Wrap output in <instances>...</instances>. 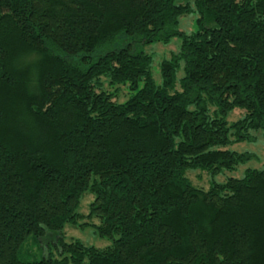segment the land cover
I'll list each match as a JSON object with an SVG mask.
<instances>
[{"label":"trees","instance_id":"1","mask_svg":"<svg viewBox=\"0 0 264 264\" xmlns=\"http://www.w3.org/2000/svg\"><path fill=\"white\" fill-rule=\"evenodd\" d=\"M174 36L158 82L133 43ZM260 131L264 0H0V264H264V166L215 180ZM68 223L112 243L23 258Z\"/></svg>","mask_w":264,"mask_h":264},{"label":"rangeland","instance_id":"2","mask_svg":"<svg viewBox=\"0 0 264 264\" xmlns=\"http://www.w3.org/2000/svg\"><path fill=\"white\" fill-rule=\"evenodd\" d=\"M198 14L197 12H191L186 16L181 18L180 25L175 28L176 31H183L186 33H192L197 30V20ZM182 42V38L179 36H174L171 38L169 42L165 41H157L148 45H141L139 42H134V50L136 51H144L150 54L153 57L152 71L154 78L161 82V73L160 66L163 60L171 58L174 52L179 51L180 45ZM182 72L179 73V76H182ZM106 89L109 92L117 93V100L120 102H124L131 96L128 94L129 91L124 86H120L119 89L117 87H111L109 84H106ZM130 93V92H129ZM133 93V92H132ZM243 111L236 110L229 116V121L233 122L238 120L242 115ZM254 140L246 141L242 143H237L231 147V149L238 152H249L252 154V157L249 161L240 165L236 171H225L220 176L216 177L215 180L223 181L230 177L242 178L247 169H259L264 166V133L263 132H255L253 133ZM189 178L193 182V184L197 187L208 189L210 186V181L213 177L208 174V172H203L201 170L190 171L188 174ZM94 199V196H86L82 201L80 211L83 214H89V204ZM82 223V221L80 222ZM61 235L65 237L66 241H72L73 239H80L87 244L96 245L98 247H105L112 243V240L106 237H102L99 233L96 232L95 228L91 225H72L67 224L62 233H49L47 236L39 238L38 240L28 241L25 244V254H23V258L28 260H33L35 258H41L45 254H49L50 252L57 257H60L59 247L56 244V239H58Z\"/></svg>","mask_w":264,"mask_h":264}]
</instances>
